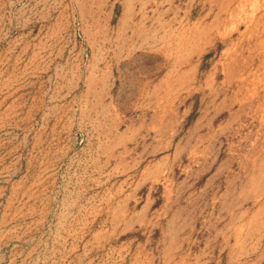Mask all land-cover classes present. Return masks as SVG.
<instances>
[{"label": "rangeland", "instance_id": "obj_1", "mask_svg": "<svg viewBox=\"0 0 264 264\" xmlns=\"http://www.w3.org/2000/svg\"><path fill=\"white\" fill-rule=\"evenodd\" d=\"M0 264H264V0H0Z\"/></svg>", "mask_w": 264, "mask_h": 264}]
</instances>
